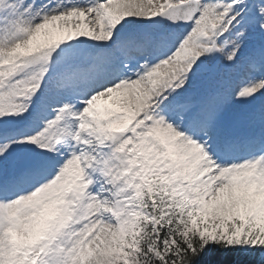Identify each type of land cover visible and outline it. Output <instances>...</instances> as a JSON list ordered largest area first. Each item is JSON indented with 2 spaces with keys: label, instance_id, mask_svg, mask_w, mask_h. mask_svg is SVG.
<instances>
[{
  "label": "snow or ice",
  "instance_id": "1",
  "mask_svg": "<svg viewBox=\"0 0 264 264\" xmlns=\"http://www.w3.org/2000/svg\"><path fill=\"white\" fill-rule=\"evenodd\" d=\"M0 264H264V0H0Z\"/></svg>",
  "mask_w": 264,
  "mask_h": 264
}]
</instances>
